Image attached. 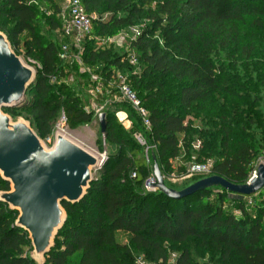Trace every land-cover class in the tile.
<instances>
[{"label": "trees", "instance_id": "1", "mask_svg": "<svg viewBox=\"0 0 264 264\" xmlns=\"http://www.w3.org/2000/svg\"><path fill=\"white\" fill-rule=\"evenodd\" d=\"M37 2L0 0V32L19 57L24 50L27 59L41 66L21 105L3 112L10 118L18 110L27 112L32 129L45 140L62 111L69 130L89 125L97 117L84 109L88 96L76 91L84 88L89 76L80 74L78 65L63 62L62 44L40 32L41 15L49 30L61 36L64 0H53L54 10L48 13ZM83 5L93 23L92 36L84 43V62L107 80L116 71L129 75L137 69L129 79L152 126L146 133L141 117L128 103L106 109V141L118 150L106 152L108 159L80 202L62 203L67 218L44 264H136L134 251L145 252L152 262L167 261L165 243L183 246L190 241L210 252L216 264H264V188L258 193L263 206L255 217L237 196L239 213L226 211L224 201L231 194L220 187L181 200L144 189L150 164L154 168L155 162L172 188L168 184L171 160L179 153V135L189 131L187 118L196 104L206 105L216 93L231 90L222 81L226 72L217 57L242 44L240 24L264 31V0H83ZM135 25L143 26L132 43L137 68L123 53L97 49V37ZM253 47H244L246 58ZM71 73L76 79L69 85L64 80ZM119 112L132 121L131 130L123 126ZM136 132L154 147L149 150L150 162L145 147L134 137ZM222 135L215 152L206 150L215 160L211 174L236 185L247 184L263 154L264 129L257 123L249 129L228 123ZM215 189L220 194L212 202L209 198ZM11 190V183L0 175V194ZM19 217L18 210L0 200V264H38L26 252L32 251L33 244L30 234L18 226ZM120 233L129 235V245L119 241ZM175 264L199 262L184 250Z\"/></svg>", "mask_w": 264, "mask_h": 264}, {"label": "rangeland", "instance_id": "2", "mask_svg": "<svg viewBox=\"0 0 264 264\" xmlns=\"http://www.w3.org/2000/svg\"><path fill=\"white\" fill-rule=\"evenodd\" d=\"M37 3L39 5L38 7L44 13L52 12L54 10L53 0H40V2ZM40 17L43 22L40 32L44 34V36L52 37L57 41V43L62 44L64 42L62 36H57L56 33H52L46 23L43 21V17L41 15ZM108 17V15H105V18ZM142 27V25L124 27L122 29H117L111 36L97 37V49L110 48L113 51H118L125 54L127 57H136L137 62L132 66L137 68L139 62L137 53L134 50L132 43L137 38V33L141 31ZM238 29L242 37V44L239 47L233 48L232 46L231 48L224 50L217 57L218 65H220L226 72V76L222 77L221 75L222 81L225 82V84L227 82L230 85L229 87L231 90H229V93H216L212 96L209 103L206 105L196 104L192 109L191 114L186 121L189 131L179 135V153L175 159L171 160L172 171L168 177V184L170 187H172V189L175 188V190L181 191L184 187L187 188L202 179L214 176L212 174H207L194 175L187 179L181 178L188 174L192 165L195 163H214V158H212L210 155H207L208 153H206V150H210L211 152L216 151L219 143L223 139L222 129L224 125L230 123L232 127H236L237 129H241L244 126L248 127L249 129L251 126H256L257 123V125L260 127V130L264 129V31L255 30V28L248 24H240ZM251 46H255L253 47V53L251 56L246 58V50H244V47H247L246 49H248ZM247 51L249 52V50ZM21 52L20 58L27 67L34 71L36 76L37 66H34L33 63L30 62L27 57H25L24 50H21ZM69 64L76 65L75 62H70ZM137 72V69L130 71L129 75L122 72V74L127 78V83L130 86L132 85V81L129 78L131 74H135ZM73 83L74 82L69 81L66 84L72 85ZM88 86L89 82H87V84L85 83L84 88L78 87L76 89L77 93L83 94L84 96L85 94L87 95ZM21 103L19 105H21ZM11 122L13 125L18 123H26L28 125V123L32 122V119L27 112L18 110L11 117ZM144 131L148 133L151 131V129L145 128ZM68 137H70L74 143L98 158L99 164L93 170V178L98 177V170L102 169L104 165L103 162L106 160V158H103L104 153H116L118 150L116 146L110 145L106 141V136L101 131L99 117L89 125L82 126L76 130H70ZM132 144L133 143H131V145ZM47 149L52 150L53 148L50 147ZM105 157L108 159V154ZM261 157H263V154ZM260 158L256 162L254 169L256 168ZM150 165V174L144 185V189L146 191H148L147 187L149 181L152 179V177H154V168L152 163ZM172 176H175L176 178H173ZM251 176L253 177V175ZM250 180L251 179H249L248 183ZM219 194L220 193L218 190H213L209 198L210 201L216 202L218 200ZM235 199L236 196H228V198L224 201V209L228 212L238 214L239 212L237 203L234 201ZM243 200H245L244 205L249 214L252 217L257 216L260 208L263 206L262 194L257 193L253 197L249 196ZM66 218L67 214L65 215V220ZM118 239L121 243L127 245L130 244V237L127 234L120 233L118 235ZM165 246L169 251L167 260L168 263L175 264L182 252L184 250H188L192 259L198 261L199 264H216L215 258L212 256V254L201 248L197 241H190L183 246H171L168 243H165ZM29 249H27L26 252L31 255V257H33L38 264H44L45 257L43 258L37 256L35 254L34 248L32 251ZM134 254L136 257V264H138L139 260L146 264H153V262L148 259V256L145 252L134 251Z\"/></svg>", "mask_w": 264, "mask_h": 264}, {"label": "water", "instance_id": "3", "mask_svg": "<svg viewBox=\"0 0 264 264\" xmlns=\"http://www.w3.org/2000/svg\"><path fill=\"white\" fill-rule=\"evenodd\" d=\"M34 78V71L24 64L0 32V175L13 187L11 192L0 194V200L20 212L18 226L30 234L35 254L44 258L65 222L62 203L75 204L84 198L99 160L62 136H58L56 145L49 150L29 123L12 124L3 109L19 105ZM99 122L105 134V113L99 116ZM154 177L157 182L153 187L170 199L181 200L220 187L243 200L264 188V165L258 167L257 177L244 185L211 176L178 191L166 185L156 162Z\"/></svg>", "mask_w": 264, "mask_h": 264}, {"label": "built area", "instance_id": "4", "mask_svg": "<svg viewBox=\"0 0 264 264\" xmlns=\"http://www.w3.org/2000/svg\"><path fill=\"white\" fill-rule=\"evenodd\" d=\"M62 23L63 28L61 32L62 39L64 42L61 45L60 59L63 62L70 63L75 62L79 67V73L89 76V86L87 88L88 100L85 105V111L88 113H95L98 118L101 114L105 113L106 109L113 104L117 103H128L132 108L138 113L142 119L143 126L147 129H151V120L150 114L143 106L141 100L127 83V78L120 71H116L110 80L104 78L101 74L95 70L90 69L83 59L84 54V43L87 39L91 38L93 32V23L91 17L88 15L84 5L83 0H64V12L62 14ZM140 35V32L137 33V37ZM33 63L34 66H37V69H41L40 64L35 61L29 60ZM129 62L134 65L137 62L136 57H129ZM69 81L74 82V74L68 75L64 80L65 83ZM124 117H120V115ZM119 119L122 122L123 126L127 129L133 127L132 121L128 118L127 114L124 112L118 113ZM68 120L65 114V111L61 112V115L56 122L52 134L47 137L42 142L47 148H54L57 143V138L61 134L68 136L69 135ZM135 137L137 141L145 147L146 159L150 162L149 150L154 147H150L141 133H136ZM107 154L104 153L103 158ZM105 160V161H106ZM104 161V162H105ZM260 164L264 165V153L263 157L260 158L256 168L254 169L253 177L251 176L250 182L257 177V167ZM213 170V163H195L192 165L188 174L182 179L190 178L194 175H207L211 174ZM136 175L133 174V178ZM176 178L175 176H172ZM157 181L155 177L149 181L147 190L148 191H157L153 184ZM138 264H146L143 261L139 260ZM152 264V263H151ZM153 264H173L168 263L167 261L153 262Z\"/></svg>", "mask_w": 264, "mask_h": 264}, {"label": "bare ground", "instance_id": "5", "mask_svg": "<svg viewBox=\"0 0 264 264\" xmlns=\"http://www.w3.org/2000/svg\"><path fill=\"white\" fill-rule=\"evenodd\" d=\"M120 117L122 118V117H124V115L121 114ZM60 136L72 141V139L70 137L66 136V135L61 134Z\"/></svg>", "mask_w": 264, "mask_h": 264}]
</instances>
